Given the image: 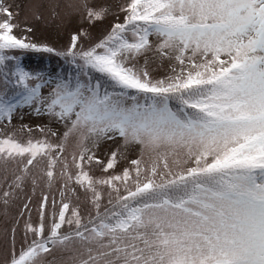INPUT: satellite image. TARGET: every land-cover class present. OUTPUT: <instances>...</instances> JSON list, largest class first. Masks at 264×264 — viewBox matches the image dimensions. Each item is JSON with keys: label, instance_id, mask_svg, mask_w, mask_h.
Wrapping results in <instances>:
<instances>
[{"label": "snow or ice", "instance_id": "obj_1", "mask_svg": "<svg viewBox=\"0 0 264 264\" xmlns=\"http://www.w3.org/2000/svg\"><path fill=\"white\" fill-rule=\"evenodd\" d=\"M82 6L90 23L104 18L106 9ZM121 11L123 23L93 46L80 47L73 34L56 52L18 38L0 0V122L28 108L66 128L58 144L0 138V160L19 166L5 206L41 160L33 190L38 179L49 188L62 181L47 235L43 194L39 223L25 221L26 246L13 247L6 264H38L57 248L72 250L76 264H264V0H130ZM152 37L156 53L175 61L165 78L136 66ZM17 51L55 53L67 70H26ZM72 135L75 174L62 157ZM117 139L151 162L133 159L120 174L94 178L86 166L108 173L120 153L104 162L93 149ZM73 183L90 194L95 214L86 220L65 202ZM29 203L20 216L30 217Z\"/></svg>", "mask_w": 264, "mask_h": 264}, {"label": "rangeland", "instance_id": "obj_2", "mask_svg": "<svg viewBox=\"0 0 264 264\" xmlns=\"http://www.w3.org/2000/svg\"><path fill=\"white\" fill-rule=\"evenodd\" d=\"M130 0H87L89 6L96 9H106L104 18L101 21L89 22L86 18V12L83 8L85 0H3L6 6H10L13 12L12 23L16 25L14 34L18 38H24L29 42L37 45H44L53 48L56 52L66 51L71 42L73 34L78 36V45L88 48L99 42L106 36L112 25L123 23L124 12L122 8ZM4 17L0 16V19ZM31 29V31H28ZM86 34V35H84ZM153 49L140 57L136 62L137 68H143L149 72L153 79L165 78L171 73V67L175 65L174 60L160 57L155 51L157 40L151 38ZM20 57V63L26 70L42 71L51 73L53 70L66 71L67 65L55 53H35L21 52L14 53ZM177 70L178 66H177ZM43 130V131H42ZM66 128L46 116H37L30 109L25 108L18 110L9 123L7 120L0 122V138L12 136L14 139L25 143L28 140L47 139L52 143H60ZM56 135L53 136L52 133ZM89 146H91L89 144ZM95 155L102 161L106 162L112 151L120 153L117 167L104 173L99 166L93 165L90 168L86 166L85 170L94 178H105L108 175H117L124 168H131L129 163L133 159H141L142 164L147 166L151 160L150 155L145 152L141 154L139 145H130L124 147L122 141L101 142L98 147L94 148ZM78 155V139L76 135L70 136L64 144L62 157L69 164V171L75 174L76 169L72 167V155ZM46 167V161L41 160L38 165L30 169L31 175L26 180L23 189L17 190L14 199H10L9 204L5 206L2 202V193L6 190L8 183L14 175L19 173L17 163L11 161L5 163L0 160V264H6L10 258L13 247L18 253L22 247H25L24 223L30 219L35 226L39 223V204L43 194L49 196L47 214L45 217V235L51 222L52 200L55 198L59 203L61 197L59 189L62 181L57 179L51 187H47L44 179H38L37 186L33 190L31 183L32 176H39L40 169ZM63 165L57 164L56 174L59 178ZM72 187L76 188L75 194L65 196V202L70 203L71 207H78L82 217L85 220L89 214L94 215L95 210L89 203L88 195L85 194L74 183ZM103 199L101 201V211L108 206L109 189L104 187ZM29 203L31 209L30 217L27 211L20 216L21 209L25 203ZM58 212V206H57ZM70 214V213H69ZM19 217V224L16 223ZM16 227L15 241L13 244L12 227ZM64 231H68V226H64ZM29 236V241L31 240ZM38 264H76V257L72 250L53 249L49 254L41 257Z\"/></svg>", "mask_w": 264, "mask_h": 264}]
</instances>
